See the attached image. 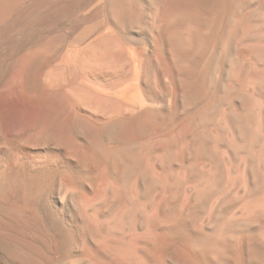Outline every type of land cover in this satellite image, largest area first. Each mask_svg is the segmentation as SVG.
Segmentation results:
<instances>
[{
	"label": "rangeland",
	"instance_id": "374dc122",
	"mask_svg": "<svg viewBox=\"0 0 264 264\" xmlns=\"http://www.w3.org/2000/svg\"><path fill=\"white\" fill-rule=\"evenodd\" d=\"M259 123L264 0H0V264H264Z\"/></svg>",
	"mask_w": 264,
	"mask_h": 264
},
{
	"label": "bare ground",
	"instance_id": "6f19581e",
	"mask_svg": "<svg viewBox=\"0 0 264 264\" xmlns=\"http://www.w3.org/2000/svg\"><path fill=\"white\" fill-rule=\"evenodd\" d=\"M221 14V13H220ZM260 14V13H259ZM197 24H198V22H197ZM242 34H244V33H242ZM233 36V35H232ZM242 36V35H241ZM243 38V37H242ZM197 39V38H196ZM242 40V39H241ZM247 40V39H246ZM247 107V106H246ZM243 123V122H242ZM246 124V123H245ZM202 125V124H201ZM257 127H264V123H259V125L257 126ZM264 129V128H263ZM262 129V130H263ZM246 135V134H245ZM211 141V140H210ZM247 145V144H246ZM195 146V145H194ZM222 147V146H221ZM261 153H263L262 151H261ZM247 155V154H246ZM196 195V194H195ZM259 200V199H258ZM264 207V198L261 200L260 199V201H258V202H256V203H254L253 201L251 202H249L248 204H247V206H246V208H247V210L248 211H250V210H254V212H255V210H257L256 211V213L257 212H259L260 211V209L261 208H263ZM247 211V212H248ZM252 212V211H251ZM261 212V211H260ZM237 228V227H236ZM236 232V231H235ZM216 234V233H215ZM234 234V233H233ZM221 237V236H220ZM213 238V237H212ZM201 242V241H200ZM198 243V242H197ZM203 243V242H202ZM206 243V242H205ZM217 243V242H216ZM195 246V245H194ZM250 246H252L251 244H250ZM249 246V247H250ZM206 247V246H205ZM259 247V246H258ZM204 248V247H203ZM259 249H260V247H259ZM263 249V248H262ZM261 249V250H262ZM264 250V249H263ZM216 251V250H215ZM212 252L211 250H209V247H207V248H205L203 251H202V253L200 252V254H199V257L201 258V259H204L205 257L207 258V256L209 257V256H216V252ZM128 252V251H127ZM254 252V251H253ZM259 252V251H258ZM129 253V252H128ZM131 253V252H130ZM197 254V253H196ZM195 254V255H196ZM131 256V255H130ZM194 256V255H193ZM197 256V255H196ZM198 257V259H200ZM219 257V256H218ZM196 258V257H195ZM197 259V260H198ZM201 259L200 260H198V262L199 261H201ZM185 261V260H184ZM143 263V262H142ZM186 264V263H185Z\"/></svg>",
	"mask_w": 264,
	"mask_h": 264
}]
</instances>
